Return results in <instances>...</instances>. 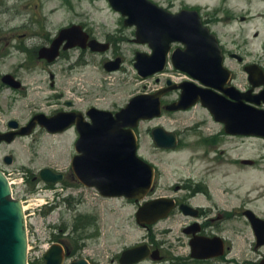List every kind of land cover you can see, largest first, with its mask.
I'll return each instance as SVG.
<instances>
[{"label":"rangeland","instance_id":"1","mask_svg":"<svg viewBox=\"0 0 264 264\" xmlns=\"http://www.w3.org/2000/svg\"><path fill=\"white\" fill-rule=\"evenodd\" d=\"M152 1L168 9L170 7L174 10L181 7L196 8L200 13L209 14L212 21L219 22L216 26L222 29L224 41H227L228 34L234 33L237 42L243 41L248 49L251 48L256 54L262 53L264 0ZM9 2L10 5H7L6 0H0V29H3L4 36L19 34L22 29L32 30L36 36L19 43L13 39L12 44L8 43L0 48V56H3L0 57V71L14 70L25 77L26 70H23L20 64L24 62L27 55H30V52L26 53V49H34L36 43L45 40L42 36L48 33L46 28L56 31L61 26L78 23L85 24L99 40H103L106 33L118 39L114 48L105 55H91L89 52L68 49L60 58L58 69L66 67L68 61L70 64H77L85 59L88 60L87 64L77 67V71L72 72L68 80L64 79L69 87L66 94L76 102L79 109L93 105L115 111L124 106L134 94L142 91L150 92L157 87L158 83L155 82L154 76L141 79L133 67L135 51L149 52L148 46L133 41L134 27L123 26L122 17L110 7L106 0H9ZM226 13L230 16L227 21L224 20ZM242 16L245 17L244 21L240 20ZM255 33L258 34L257 37L254 36ZM40 46L37 45V49ZM4 52L7 53L6 56ZM112 53L114 54L112 58L122 57V67L117 71L106 72L101 66L102 60ZM240 76L242 78V75ZM37 77L44 78L42 74H37L28 78L27 81L32 82L31 80ZM166 77V75L159 76L162 81ZM171 79L182 81L187 77L175 75ZM174 97L173 93L168 96V98ZM25 104V100L19 99L14 104L15 110L3 112L5 114L3 118L22 113ZM155 124L180 133V144L176 150L166 152L154 148L149 130ZM220 129L221 126L215 123L199 104L188 111L166 113L158 119L139 124V154H142L146 160L155 162L161 173L157 193H170V187L188 174L200 177L207 174L210 177L208 184H211L212 200L215 201L220 195L224 201L222 203L225 205L224 208H241L244 204L258 206L264 210V199L259 202L257 193L249 196L246 189L251 179L256 181L263 177H258L256 174H241L238 171L240 165L232 163V158L251 155L256 160L253 171H257L260 168L259 154H264V140L220 135L214 142H209L211 145L202 144L201 138L217 137ZM69 136V134L46 136L39 142L19 139L11 146L0 147V156L4 152L11 151L16 157V164H24L29 170L36 171L43 166H50L68 172L70 157L74 153ZM211 157L212 159H208ZM213 176L216 180L211 183ZM20 178V175L15 174V181L18 182ZM235 180L239 182V186H236ZM89 192L90 195L87 196L84 194L86 192L82 193L80 190L76 196L77 205H79L77 209L83 214H91L97 218V223L92 227L95 237L87 245L85 256L93 257L94 260L98 259L100 264H115L109 259L122 246L139 240L144 234V230L134 221L136 207L119 199H100L92 191ZM40 194L38 189L34 193H28L26 189H22L20 193H17V197L30 198V203H33L36 201L35 198L42 196ZM72 213L62 208L55 211L48 219L55 222L58 218L57 225L59 222L69 220ZM70 223L72 222L69 221ZM179 223L180 221L175 223V220H172L161 223L160 226H172L173 234L167 238L172 241V250L176 254H186L185 239L179 230ZM52 233L53 231L50 234ZM223 233L228 235L234 244L227 255L229 261H221V264H251V260L257 258V254L249 250L250 237L245 228L241 227L240 222L229 223Z\"/></svg>","mask_w":264,"mask_h":264},{"label":"water","instance_id":"2","mask_svg":"<svg viewBox=\"0 0 264 264\" xmlns=\"http://www.w3.org/2000/svg\"><path fill=\"white\" fill-rule=\"evenodd\" d=\"M109 1L115 9L127 16L125 24L137 26V41L147 42L153 49L152 55L146 56L142 61L147 63V67L141 63L136 65L142 75L160 70L164 65L167 44L179 40L186 46L183 53L174 54V59L179 61V67L191 72L204 84L213 85V79L208 75L203 77L199 72L203 59L211 57V52L217 50L216 43L200 26L196 12L185 11L170 15L157 9L158 7L149 0ZM142 58L144 57L138 56L139 61ZM183 91L182 100L169 108H185L201 99L214 117L225 123L227 132L264 135L262 112L252 111L240 101L229 106L222 97H213L199 88L196 91L187 89L185 93L184 87ZM161 93L162 91L151 96L141 95L133 98L124 109L116 113L115 119L108 112H91L93 123L87 130H83L79 140V150L82 154L73 163L75 172L84 184L96 186L104 195L124 194L127 197L140 198L146 193L151 183L152 170L135 157L134 134L131 129L123 130L122 127L136 125L139 118L157 115ZM46 125L48 129L55 130L54 124ZM159 133L165 141L159 139ZM154 139L162 146L174 145L172 136L165 137L160 129L155 132ZM40 175L45 181L53 183L61 180L60 175L47 168L42 169ZM132 253L133 250H127L123 257ZM219 253L220 250L212 253L195 252L193 255L204 258ZM60 259V249L55 245L45 254L46 264H59ZM0 264H26V228L22 204L11 197L10 186L1 172ZM74 264L87 263L81 259Z\"/></svg>","mask_w":264,"mask_h":264},{"label":"flooded vegetation","instance_id":"3","mask_svg":"<svg viewBox=\"0 0 264 264\" xmlns=\"http://www.w3.org/2000/svg\"><path fill=\"white\" fill-rule=\"evenodd\" d=\"M202 22L204 25L209 27L210 31L213 32L218 38L221 52L223 54L224 64L231 71L230 83H232L243 92L250 91L251 95L264 90V49L261 54L256 55L251 48H247L245 42H237L234 33L228 34L227 41H224V33L222 29L216 26L219 25V23L216 21H212L210 17H207V15H204L202 17ZM0 37H4V35L0 34ZM59 55L50 62L46 61L45 59H39L40 62L44 63L48 67L46 71L45 66L42 68L41 72H38L44 76L46 74V77L48 78L47 87H44V90H32L29 82L26 81V77H24V79H22L21 81L20 76L17 73L12 72L11 74H13L17 78V80H20L21 83V85L17 89H13L5 85L2 81V76L7 72H0V105H9L8 101L10 100L16 101V99L12 98L11 95L22 98L26 101L24 113L22 115H18V117L12 116L7 118L4 125H2L3 123L0 121V132H16L19 130L20 127L14 129L8 127V123L11 120H17L20 123L19 125L21 126L28 124L29 121L37 115H44L49 117L59 112L77 111V108L72 104V101L64 97L61 91L57 90L56 72L49 68L57 63L56 61L59 58ZM248 70H250V77ZM33 73L34 72L32 70H28L26 72V75L28 76L27 78H29ZM239 73L243 74V76L245 77L244 82L238 81ZM64 74L65 72L62 70L61 75ZM253 82H262L263 84L260 87H254L251 85ZM230 83H227V86H229ZM37 85L42 86V81L39 80ZM5 91H8V96V93H6ZM44 92H46L47 94L42 95V93ZM259 107L264 108V104H260ZM7 109L8 108H6V110ZM71 130L73 133L72 136L75 138V126H71L69 129L64 131V133ZM49 134L46 132L45 128L41 127L40 125H35L32 128V132L29 136H16L14 140L22 137L39 140L43 135ZM5 144L8 145V143L0 142V146ZM4 154L1 156L0 169L11 175H14L17 168L11 164L9 165L4 162ZM260 158L264 159V156ZM239 162L249 167H251L255 163L254 159L250 157L246 158V160H239ZM20 173L25 175L27 178L31 176L30 180L33 182L37 181V177L33 173L30 174L25 170H21ZM70 178L74 180V177L72 175L70 176ZM206 187H208V184L203 178L198 175L188 174L182 179L181 185L173 187V189L175 190L174 193L166 195H156L155 197L172 196L175 201V207L169 212L168 217L157 221L153 225L145 227L146 229H154V231L153 233H150V235H148L146 239L143 238V241L149 244L152 251H157V256H160L163 259L161 261L163 264H174L177 259L174 258L173 253H168V250L172 251L173 244L172 241L167 239L173 234V228L172 226H160V224L172 220H175V223L180 221L179 230L182 233L183 238L185 239L184 243L188 254L187 259L194 263L203 264L205 262L216 260H205L204 262H197L199 260L190 259L189 250L191 241L199 237L213 238L215 236H220L221 238L225 239V242H227V238L229 236L223 234V230L227 228L229 223L237 222L238 220H240L241 227L245 228V230L249 234L250 248L258 254V260L254 263L258 264V261L264 255V243L262 245H259L257 243L253 225L247 218L246 210H251L257 216L259 215V217L263 213L254 206H244L243 208L231 209L224 208L219 203L220 200H215L216 203L212 200L208 205L201 204L197 200V197L200 195H204ZM181 204L187 205V208L185 210H182L180 208ZM261 218L264 219V215ZM86 241L83 240L81 241V243L85 246L87 245ZM229 242L231 243V241Z\"/></svg>","mask_w":264,"mask_h":264},{"label":"bare ground","instance_id":"4","mask_svg":"<svg viewBox=\"0 0 264 264\" xmlns=\"http://www.w3.org/2000/svg\"><path fill=\"white\" fill-rule=\"evenodd\" d=\"M241 174H245L244 169L242 168H238ZM251 173L253 174H258L259 176L263 177V179H260L258 182L256 183H250L247 187V193L249 194V196L253 193H262L264 195V186L261 185L264 183V166H260V168L257 171H252ZM257 183H260L257 184Z\"/></svg>","mask_w":264,"mask_h":264}]
</instances>
